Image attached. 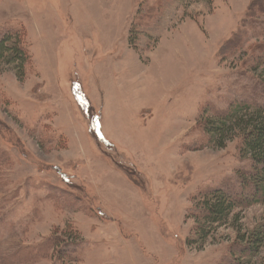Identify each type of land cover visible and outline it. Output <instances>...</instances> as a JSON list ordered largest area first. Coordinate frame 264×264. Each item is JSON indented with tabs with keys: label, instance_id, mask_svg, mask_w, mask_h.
<instances>
[{
	"label": "rangeland",
	"instance_id": "374dc122",
	"mask_svg": "<svg viewBox=\"0 0 264 264\" xmlns=\"http://www.w3.org/2000/svg\"><path fill=\"white\" fill-rule=\"evenodd\" d=\"M6 27L30 59L0 61V264H224L264 231L256 204L198 237L194 199L248 159L204 126L234 85L264 104V0H0Z\"/></svg>",
	"mask_w": 264,
	"mask_h": 264
},
{
	"label": "trees",
	"instance_id": "16d2710c",
	"mask_svg": "<svg viewBox=\"0 0 264 264\" xmlns=\"http://www.w3.org/2000/svg\"><path fill=\"white\" fill-rule=\"evenodd\" d=\"M20 32L15 27L0 29V61L13 65L19 77L23 75L30 59ZM239 91L236 85L227 90V98L232 100H228L226 108L216 110L213 109L215 106H211L216 119L207 121L204 126L207 134L205 142L224 148L225 143L238 134L237 136H242L240 149L244 153L243 158L248 159L241 170L235 168L232 175L219 179L217 183L208 182L195 194L194 199L202 202L200 209L194 208L195 212L205 222L204 226L197 225L198 237H207L210 232L208 230L215 225L227 224L235 209L243 210L256 204H264V104L252 100L250 95L256 98L254 89L245 96L244 93L239 95ZM234 216L238 219L237 215ZM263 236L264 231L261 229L249 235L248 240H245L246 234L241 235L240 241L229 247L227 262L224 264H249L245 258L258 252ZM57 240L60 241V238ZM78 253L80 250L76 248V244L67 239L66 244L60 248L58 260L63 263L69 258L72 262H77Z\"/></svg>",
	"mask_w": 264,
	"mask_h": 264
}]
</instances>
